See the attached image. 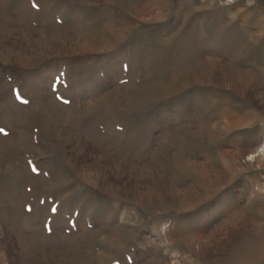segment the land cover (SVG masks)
Segmentation results:
<instances>
[{
	"label": "rangeland",
	"instance_id": "374dc122",
	"mask_svg": "<svg viewBox=\"0 0 264 264\" xmlns=\"http://www.w3.org/2000/svg\"><path fill=\"white\" fill-rule=\"evenodd\" d=\"M0 264H264V0H0Z\"/></svg>",
	"mask_w": 264,
	"mask_h": 264
},
{
	"label": "snow or ice",
	"instance_id": "6c2138e0",
	"mask_svg": "<svg viewBox=\"0 0 264 264\" xmlns=\"http://www.w3.org/2000/svg\"><path fill=\"white\" fill-rule=\"evenodd\" d=\"M24 103H27V101H23ZM35 170V169H34Z\"/></svg>",
	"mask_w": 264,
	"mask_h": 264
}]
</instances>
